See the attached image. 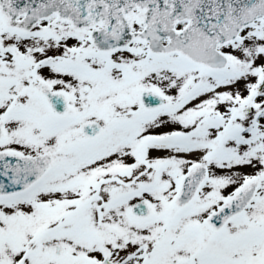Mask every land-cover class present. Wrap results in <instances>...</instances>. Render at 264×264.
I'll list each match as a JSON object with an SVG mask.
<instances>
[{"label":"snow or ice","instance_id":"1","mask_svg":"<svg viewBox=\"0 0 264 264\" xmlns=\"http://www.w3.org/2000/svg\"><path fill=\"white\" fill-rule=\"evenodd\" d=\"M0 264H264V0H0Z\"/></svg>","mask_w":264,"mask_h":264}]
</instances>
